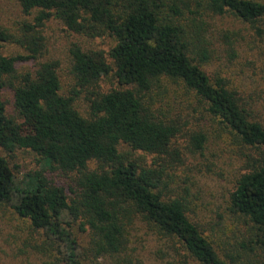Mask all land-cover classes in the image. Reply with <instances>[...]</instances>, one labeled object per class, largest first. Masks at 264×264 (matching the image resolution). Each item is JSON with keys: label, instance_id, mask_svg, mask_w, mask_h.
<instances>
[{"label": "trees", "instance_id": "obj_1", "mask_svg": "<svg viewBox=\"0 0 264 264\" xmlns=\"http://www.w3.org/2000/svg\"><path fill=\"white\" fill-rule=\"evenodd\" d=\"M24 14L33 10L31 24L22 26L20 45L26 56L0 54V93L10 87L12 108L23 120V135L6 117L0 100V148L12 152L17 144L31 150L41 170L27 174L18 187L5 158L0 156V204L13 196V208L35 231L51 241L55 264H81L77 243L64 227V216L92 234L96 256L117 254L125 244V230L137 220L176 240L184 252L175 264H228L189 220L181 199L165 201L159 185L164 168L141 166L120 146L157 157L179 155L172 149L178 130L157 119L146 107L144 94L160 78L180 81L204 104L208 117L217 120L254 152L246 157L247 172L229 195V208L262 234L249 249L264 257V127L253 122L240 100L223 85H213L189 57L192 45L185 24L203 12L231 14L264 41V3L255 0H17ZM51 18L72 33L96 36L108 32L115 40L105 59L86 53L73 43L68 55L76 87L87 88L114 75L118 88L90 101L92 117L75 110L74 97L60 93L57 61H47L32 72L16 74L18 61L36 60L43 50L39 34ZM193 26V24H192ZM6 36L0 33V50ZM16 82V84H15ZM203 134L190 137L200 151ZM175 162V161H174ZM89 163L95 165L89 168ZM59 171L73 177L71 198L55 186L47 173ZM261 250V254L256 251ZM51 253V254H52ZM261 257V256H259ZM257 261L254 262L256 264ZM259 263V262H258ZM261 264H264L261 263Z\"/></svg>", "mask_w": 264, "mask_h": 264}, {"label": "rangeland", "instance_id": "obj_2", "mask_svg": "<svg viewBox=\"0 0 264 264\" xmlns=\"http://www.w3.org/2000/svg\"><path fill=\"white\" fill-rule=\"evenodd\" d=\"M255 1L264 3V0ZM35 15V10L24 14L17 0H0V33L6 36L1 44V56L27 55L20 45L22 26L31 24ZM185 24L190 34L189 57L193 63L213 85L221 83L242 101L248 102L251 98L253 101L245 109L253 122L264 127V41L256 39L249 26L231 14L216 16L203 12L193 23L188 18ZM39 34L43 38L42 54L36 60L16 62V74L32 72L47 61H57L60 93L74 97L75 110L90 119V101L118 86L112 73L87 88L76 87L69 70L68 50L77 43L84 52L101 53L110 61L108 53L115 45L114 38L103 30L94 37L72 33L55 18L47 21ZM12 94V89L7 87L0 93V100L5 105L6 117L23 135V120L12 108ZM143 101L157 119L178 130L172 149L179 157L160 158L126 146H120V152L141 166L164 168L159 185L163 199L183 201L187 217L221 260L228 264L263 263L261 250L256 251L261 254L257 256L249 251L262 238L261 232L235 214L228 204L236 180L247 172L246 157L254 150L208 117L203 102L178 80L160 78L144 94ZM198 133L206 138L200 151L190 143V137ZM0 156L6 159L18 187H23L27 174L41 170L37 156L21 143L12 152L0 148ZM89 168L94 169L95 165L89 163ZM47 177L65 190L68 200L71 198V175L54 171L47 173ZM18 201L15 195L10 203L0 204V264H55L59 256L52 253L51 241L43 232L35 231L27 219L17 215L13 205ZM64 227L77 243L81 264H175L184 255L176 240L163 236L141 220L126 228L125 244L119 253L101 256L95 254L89 230L82 231L79 223L69 216H64Z\"/></svg>", "mask_w": 264, "mask_h": 264}]
</instances>
